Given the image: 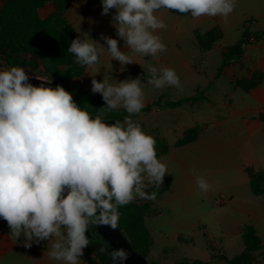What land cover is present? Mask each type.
Returning a JSON list of instances; mask_svg holds the SVG:
<instances>
[{
  "label": "clouds",
  "instance_id": "clouds-1",
  "mask_svg": "<svg viewBox=\"0 0 264 264\" xmlns=\"http://www.w3.org/2000/svg\"><path fill=\"white\" fill-rule=\"evenodd\" d=\"M101 6V15L116 10L111 24L127 50L159 59L167 48L155 33L167 25L158 12L227 18L235 0H102ZM67 52L81 67L100 63L105 53L122 67L134 63L117 39L104 34L99 40L79 35ZM148 72L146 83L139 77L93 78L91 92L105 102L93 115L63 86L51 87L48 75L30 77L20 67L0 71V218L15 242L23 237V246L31 248L48 241L49 259L81 264L90 244L86 232L98 226L115 229L119 207L137 197L156 199L157 192L145 189H159L168 170L157 158L155 139L131 117L145 107L144 87L180 89L181 84L173 69L150 65ZM31 78L41 83L33 85ZM121 108L128 114L123 121L108 123L106 114ZM196 183L203 192L210 187L202 177ZM109 255L112 264H127L131 254L119 248Z\"/></svg>",
  "mask_w": 264,
  "mask_h": 264
},
{
  "label": "rangeland",
  "instance_id": "rangeland-1",
  "mask_svg": "<svg viewBox=\"0 0 264 264\" xmlns=\"http://www.w3.org/2000/svg\"><path fill=\"white\" fill-rule=\"evenodd\" d=\"M4 1L0 0V9ZM22 5L23 3L18 4L17 8H21ZM46 6L39 11L41 19H45L42 16L46 13ZM233 13L238 20L225 23V35L223 29L217 26L207 29L206 32L200 29L194 31L192 43L188 45L186 52L192 57L191 66L194 73L189 78L186 75L178 76L180 89L176 87L155 89L150 85L144 87L146 106L157 99L176 101L191 97L212 83L210 91L205 93L207 101L176 109H154L150 113L140 114L132 119L146 134L155 139L157 158L166 165L168 170L162 185L169 181L171 190L155 200L137 197L131 203L149 204L145 227L156 241L153 251L156 253L166 248L170 259L175 262L206 261L211 255L208 249L210 247L214 250V254H225L228 257L237 254V248L243 245L242 239L238 237L232 240L230 234L232 226L242 219L243 214L239 208L249 202L257 206L262 203L260 198L250 193L249 187L242 185V174L235 169L239 156L236 149L231 146V135L238 134L240 131L224 134L218 127L220 122L231 114L232 104L236 103L238 106L239 103L241 104L238 102L237 93L248 95L264 85V66L262 65L264 36L260 40L250 38L247 46L244 47L242 58L229 64L217 79H214V76L227 47L241 41L245 33L264 32V28L258 25L255 18L259 13L264 14V0H235ZM174 16L169 13V18ZM111 20L112 18L110 23L106 21L110 27ZM165 24L168 28V23ZM112 29H105V32L98 33L96 29L91 28L89 33L96 39L100 38L101 34L114 38ZM223 44L228 46L220 48ZM25 54L26 61L33 62L36 67L19 65L14 67L25 69L30 76L48 75V64H44L29 51ZM126 54L131 57L137 53L128 50ZM146 57L148 61L153 60L151 56ZM101 65H104L103 75L92 78L102 81L104 76L110 75L119 82L115 75V67L122 66L118 61L107 58ZM129 65L121 68L122 77L125 79L132 78L133 66L130 68ZM11 67L13 66L9 64L7 55L0 53V71ZM93 67L96 69L100 66ZM82 77L72 81L70 93L73 95V100L80 89H83ZM139 78L146 83L150 73H139ZM253 83L258 84L250 89ZM186 140L195 141L178 146ZM230 158L234 159V164H230ZM185 173H191L192 177L186 179ZM197 177H202L210 185L207 192H203L197 186ZM145 183L147 184L146 177ZM155 188L154 185H149L145 191L150 194ZM230 195H234L235 198L233 206L230 203L232 200ZM179 231L186 237L192 236L194 245L178 244L174 236ZM259 232L264 240V225L259 227ZM87 249L91 250V257L97 262L105 256L98 246H87L84 250ZM148 261L151 264H162L153 258H149Z\"/></svg>",
  "mask_w": 264,
  "mask_h": 264
},
{
  "label": "crops",
  "instance_id": "crops-1",
  "mask_svg": "<svg viewBox=\"0 0 264 264\" xmlns=\"http://www.w3.org/2000/svg\"><path fill=\"white\" fill-rule=\"evenodd\" d=\"M101 5L102 0H71L69 2L65 12V18L73 26L76 36L80 35L83 38L84 33H89L91 28L96 29L98 33L100 31L105 32V29H112L113 26L110 27L109 23L116 10L111 9L108 15H101ZM46 9V13L42 16L43 18H46L51 13L55 12L56 7L53 4H48ZM169 13V10H161L157 13L158 17L160 19L162 18L164 23H168L169 27L166 29H159L155 33L161 37V40L166 45L167 50L160 54L159 59L153 58L152 61H148L146 56L139 53L131 56L134 61L133 64L129 65L130 68L133 66L131 73L132 78L139 77V73L148 72V67L150 65L157 67L158 69H173L176 74L181 77L184 75L188 78L191 77L192 73H194L191 66L192 57L186 52L188 45L192 43L194 31L200 29L206 32L207 29L217 26L223 29L225 35V23L238 20L233 12L227 18L222 16H201L193 18L190 14L186 17L174 16L169 18ZM249 16H252V14H249ZM255 18L258 25L264 28V14L259 13ZM106 21H109V23L107 24ZM112 32L114 33V39L118 40V47H120L121 51L127 52L128 50L124 46V41L117 37L115 28L112 29ZM90 37L92 38L91 35ZM92 39L99 40V38ZM100 43H103V41L100 40ZM226 46L228 45L223 44L220 48ZM107 56L108 55L102 56L100 58V63L96 64L100 67L96 69H94L95 67L93 66L91 68L86 67L81 80L82 88L84 90L91 92L92 77H101L103 75L102 68L104 65L101 64L105 62V59L111 58ZM235 62L236 61L232 63ZM262 65L264 66V61L262 62ZM115 75L117 80H125V78L122 77L120 67H115ZM214 79H217L216 74ZM236 95H238V102H241V104L239 103L238 106L236 103H233V110L231 114L227 116L223 122H220L219 127H217L224 134L240 131L238 134L231 135V146L236 149L239 156L237 158V165L235 169L242 174V185L249 187L250 177L247 170L251 169L258 172L264 171V122L260 120L261 117L264 118V85L258 87L248 95L242 93H237ZM229 162L230 164H234V159L230 158ZM184 176L186 179L192 177L191 173H185ZM250 193L252 194L251 190ZM230 197L232 199L230 203L231 206H233V204H235L234 195H230ZM257 198H260L262 201L259 206L256 204L252 205L249 202L244 204L245 206H241L239 208V211L243 214L242 219H240L241 221L238 224L232 226L230 235L232 240L233 238L238 237H241L242 239L244 227L248 224L253 225L262 241L263 250L253 253L252 264H264V240L259 232V227L264 225V196ZM9 233L10 229L7 222L0 218V264H63L62 261H54L49 259L47 256L46 252L48 241H43L40 244L34 243L31 248H25L22 243L23 237L15 242L14 238H11ZM174 239L181 245H194L195 242L192 236L190 238L186 237L181 233V231L176 232ZM153 241L154 244L150 249L148 259H156L162 264L180 263L170 259L166 248L154 253L153 248L156 244L154 238ZM237 249L238 253L232 257H228L225 254H214L215 252H213V254L223 255L231 259L243 252L244 244ZM80 259L82 260L81 264H88L82 257H80ZM203 262H207V264H228L225 261L212 260V254L206 259V261Z\"/></svg>",
  "mask_w": 264,
  "mask_h": 264
},
{
  "label": "trees",
  "instance_id": "trees-1",
  "mask_svg": "<svg viewBox=\"0 0 264 264\" xmlns=\"http://www.w3.org/2000/svg\"><path fill=\"white\" fill-rule=\"evenodd\" d=\"M71 0H5L0 9V53L6 54L11 66L33 67V62H23L17 56L31 52L35 57L41 59L44 64H48V76L51 79H57L61 86L68 92L71 90L72 81L83 76L86 67H81L74 63V56L67 52L68 47L73 39L77 38L73 26L65 18V12ZM23 3L21 8L17 5ZM48 4H53L56 7L55 12L47 18L41 19L39 11ZM172 15L177 17H186L189 13H179L174 10H169ZM264 36V32L254 34L245 33L244 38L233 46L227 47L223 53L221 64L217 70L216 78H218L224 69L232 62L242 58L244 47L247 46L250 38L260 40ZM101 60V59H100ZM67 71H65V68ZM258 84V83H257ZM253 83L250 89L257 86ZM212 87L210 83L205 90L198 91L196 95L184 97L176 101L157 99L146 105L140 113L135 114L131 119L136 118L140 114L150 113L154 109H176L182 106H191L196 102H206L205 92ZM82 109H86L93 115L96 114V109L104 106V101L100 94H91L83 89H80L74 100ZM128 115L123 109L113 111L106 114L107 119H115L123 121ZM260 120L264 122V118ZM196 140V139H195ZM189 140L179 143L178 146L194 142ZM167 152V151H166ZM249 174V188L252 194L256 197L264 196V171L247 170ZM171 184L167 181L159 189L155 188L153 192H157L156 198L161 197L168 192ZM149 204L137 205L129 203L119 207L120 218L118 225L120 231L128 239L131 246L148 259L150 249L154 241L150 232L145 227V217L148 212ZM242 240L244 250L240 255L231 259L223 255H214L212 248V260L225 261L228 264H252L253 253L263 250L262 241L257 234L253 225L244 227ZM88 246H98L99 244L90 243ZM82 258L88 264H112V260L108 253L104 251V257L100 262H97L91 257V250H84ZM177 264H207V262L191 260Z\"/></svg>",
  "mask_w": 264,
  "mask_h": 264
},
{
  "label": "water",
  "instance_id": "water-1",
  "mask_svg": "<svg viewBox=\"0 0 264 264\" xmlns=\"http://www.w3.org/2000/svg\"><path fill=\"white\" fill-rule=\"evenodd\" d=\"M21 61H26V54L23 53L19 56H17ZM34 75L30 76L33 77ZM51 87L55 88L56 85H61L60 82L56 80H51ZM30 83L33 85H39L41 81L36 80L35 78H31ZM48 86V85H46ZM108 123H114L115 119H107ZM86 236L90 239V243H96L99 244L101 247H104L105 244L108 245L106 248V252L109 255V252L112 249H119L124 248L126 249L131 255L127 261V264H151L147 258H145L141 253H139L137 250H135L131 244L129 243L128 239L123 235V233L120 231L119 225L115 229H112L109 226H98L93 227L91 231L86 232ZM110 256V255H109ZM111 258V257H110Z\"/></svg>",
  "mask_w": 264,
  "mask_h": 264
}]
</instances>
